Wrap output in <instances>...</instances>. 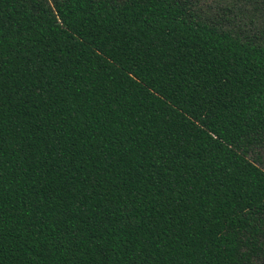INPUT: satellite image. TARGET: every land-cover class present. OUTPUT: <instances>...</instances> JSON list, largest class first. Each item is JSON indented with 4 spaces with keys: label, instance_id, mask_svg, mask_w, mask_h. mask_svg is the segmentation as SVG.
<instances>
[{
    "label": "trees",
    "instance_id": "16d2710c",
    "mask_svg": "<svg viewBox=\"0 0 264 264\" xmlns=\"http://www.w3.org/2000/svg\"><path fill=\"white\" fill-rule=\"evenodd\" d=\"M0 264H264V0H0Z\"/></svg>",
    "mask_w": 264,
    "mask_h": 264
}]
</instances>
